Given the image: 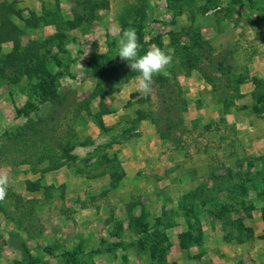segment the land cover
I'll use <instances>...</instances> for the list:
<instances>
[{
  "label": "rangeland",
  "instance_id": "obj_1",
  "mask_svg": "<svg viewBox=\"0 0 264 264\" xmlns=\"http://www.w3.org/2000/svg\"><path fill=\"white\" fill-rule=\"evenodd\" d=\"M0 2L21 10L12 21L31 51L0 68V170L13 194L0 202V264H264V0H90L80 21L68 0ZM141 10L140 55L173 57L148 95L138 75L119 85L131 68L117 65L112 31ZM12 49L0 45V59ZM33 54L42 67L28 77L18 69ZM57 73L67 99L53 107L33 87ZM94 93L92 115L75 117ZM52 107L60 127L44 134L72 150L47 141L61 166L46 171L17 151Z\"/></svg>",
  "mask_w": 264,
  "mask_h": 264
},
{
  "label": "trees",
  "instance_id": "obj_2",
  "mask_svg": "<svg viewBox=\"0 0 264 264\" xmlns=\"http://www.w3.org/2000/svg\"><path fill=\"white\" fill-rule=\"evenodd\" d=\"M69 2L72 3L73 5V9L75 11V16L76 19L78 21L81 20L80 17H82L84 15L85 10L87 9V5L89 7L90 4H92L90 2V0H68ZM106 6V4H105ZM84 11V12H83ZM206 10L202 9V13H205ZM132 13L131 9H127L125 10V13L123 14V16L120 19V25L121 27H125L126 25V17H129V14ZM144 11H138L135 12L136 17L138 18V20L134 19V24H131L132 28L136 29L137 31V35L139 38V44L141 45L140 49L143 46V37H142V33H141V18L144 16ZM12 17H16L21 19V10L15 8V6L12 3H6V2H0V45L3 44H12V51L7 54L6 56L3 57V59H0V68L6 69V67L8 68L9 66L13 67L15 65H19L21 60L26 59L28 57H30V50L29 52L25 53L24 55L22 53H20L21 51V47H20V29L16 26V24L12 21ZM27 23L30 22V19L26 20ZM137 23V24H136ZM194 44L195 46H198L199 48L202 47V43L198 41V39H194ZM39 47L37 46L35 48V50H33L34 52L36 51V49H38ZM45 54L47 56L51 55L49 50L45 51ZM35 56V57H34ZM26 57V58H25ZM33 57L31 60H33V62L29 65H25V68H20L18 69L20 71V73H24L26 72L28 77H30V73H35V71L39 68L42 67V64L39 65V58L37 55L33 54ZM50 58H55L54 56H51ZM116 61L118 62V66H126L127 62L126 61H122L119 57L116 56ZM93 63V65H95L100 73H104L107 72L108 69H106V65L107 63H110V60H108L105 56H96L92 59L91 61ZM113 62V61H112ZM116 65V66H117ZM188 67H191L192 64H190V62L187 63ZM220 66V64L218 65ZM22 67V64L21 66ZM112 69H115L114 67ZM125 73V72H124ZM139 75L136 72H133L132 70L128 73L125 74L124 78L121 79V81L119 82V85H122L124 83H126L130 77L132 76H136ZM60 76L59 73L54 74V75H50V76H46L45 78L43 77L41 79V81L35 86L34 88V93L37 94V97L39 99V102L43 103L46 102L48 104H50L51 106H55V104H62L65 102V100L67 99V97L65 95L59 94L56 92V79ZM0 80L3 81L2 76L0 75ZM10 81V80H8ZM119 81V80H117ZM162 81H164V78L162 76H155L154 77V84L153 86H158ZM6 82V81H5ZM101 92V91H100ZM104 95V92L100 93V95ZM97 97V93H94L92 95L89 96V98H87L86 100H84L83 102H80L78 104V107L76 108L75 111V117L79 116V113H84L87 116H91V112L89 109V102L92 99H95ZM262 98H259V101L261 102ZM264 102V101H262ZM52 107L51 109V113L47 116V118L45 117L44 119H40L39 124L43 125L44 129L43 131L41 130V126L37 128H30L27 132H30V135H28V137H30V139H26L23 140V146L21 145L19 148V150L17 151L21 157H23L22 159V163L28 159H32V158H36L35 161L38 162H43L44 160H48L49 161V165L46 167V171L48 170H56L58 167L61 166V164H59L57 158L53 155L50 154L51 149L47 146V141H52L50 144H55V148H58L62 151V153H64L67 157L69 155V152L72 150V147L69 145H63L62 143L59 142H54L51 138H48L47 136H45L46 134L44 133H56L55 131H57L60 126H59V122L57 120V116L59 113V110H56ZM98 111L93 114L94 118H96V121L98 123V125L100 127H103V123L101 121V117L103 115H106L108 113H110V111L106 108V106L102 103V101H99L98 103ZM139 115V119H144L145 116L141 113L138 114ZM40 135L39 138L42 140V144L43 146H38V144H36V142H34L33 140L38 137L37 135ZM42 134V135H41ZM30 140V141H29ZM37 162L31 164V165H35ZM35 171V170H34ZM45 171V170H43ZM26 189L27 191L30 192H36L38 191V185L37 183L32 184L30 182L26 183ZM13 194H10L8 192L7 194V198L12 197ZM1 202V201H0ZM184 246V244H182Z\"/></svg>",
  "mask_w": 264,
  "mask_h": 264
},
{
  "label": "clouds",
  "instance_id": "obj_3",
  "mask_svg": "<svg viewBox=\"0 0 264 264\" xmlns=\"http://www.w3.org/2000/svg\"><path fill=\"white\" fill-rule=\"evenodd\" d=\"M112 31L118 37L117 57L126 61L136 77L137 90L142 94H151L153 91L154 77L157 75H169L172 66V55L160 48L153 47L145 54L140 55L139 38L134 28L121 29L119 26ZM10 177L6 170H0V201H4L8 194Z\"/></svg>",
  "mask_w": 264,
  "mask_h": 264
}]
</instances>
